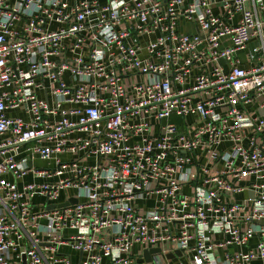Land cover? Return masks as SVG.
Masks as SVG:
<instances>
[{"label":"built area","instance_id":"built-area-1","mask_svg":"<svg viewBox=\"0 0 264 264\" xmlns=\"http://www.w3.org/2000/svg\"><path fill=\"white\" fill-rule=\"evenodd\" d=\"M151 249L264 264V0H0V264Z\"/></svg>","mask_w":264,"mask_h":264},{"label":"crops","instance_id":"crops-1","mask_svg":"<svg viewBox=\"0 0 264 264\" xmlns=\"http://www.w3.org/2000/svg\"><path fill=\"white\" fill-rule=\"evenodd\" d=\"M240 58L242 59L241 63H240V67L243 69H247L250 67V64L246 61V54L245 53H240L239 54ZM187 122H190L189 119H187ZM33 166L37 167V168H44L47 166L46 163H43L41 161L35 160L33 162ZM36 182L39 183V180H33L31 175H26L22 180L18 181L17 185H18V189H22V187L26 184H29L31 182ZM184 191H187V189H185ZM68 195V194H67ZM65 198V194H63L62 198H61V202L64 200ZM41 200L39 198H36L33 202V205H31L30 211L31 213H39L41 212L43 209H46L47 207H44V205L41 204ZM66 254L70 255L73 261H76L78 259V254L72 252V251H66Z\"/></svg>","mask_w":264,"mask_h":264},{"label":"water","instance_id":"water-1","mask_svg":"<svg viewBox=\"0 0 264 264\" xmlns=\"http://www.w3.org/2000/svg\"><path fill=\"white\" fill-rule=\"evenodd\" d=\"M76 203H77V200L74 199V198H72V199H70L68 202H65V203H62V204H59V205H50V206L47 207V209H48V210H52V209H54L55 207H57V208H64V207H67L68 205H73V204H76ZM159 252H160L159 249H151V250H149V251H146V250H145V251L143 252V259L138 260L137 263H138V264H142L143 262H145V263H149V262H150V256H151L152 254H158ZM177 255L179 256L180 253L177 252ZM171 258H172V256L169 255V256H168V259H171Z\"/></svg>","mask_w":264,"mask_h":264},{"label":"rangeland","instance_id":"rangeland-1","mask_svg":"<svg viewBox=\"0 0 264 264\" xmlns=\"http://www.w3.org/2000/svg\"><path fill=\"white\" fill-rule=\"evenodd\" d=\"M252 48V45L249 47V49H251ZM172 121H177V118H172ZM66 251H70L69 249H67V248H61V253L62 252H66ZM63 254V253H62Z\"/></svg>","mask_w":264,"mask_h":264}]
</instances>
